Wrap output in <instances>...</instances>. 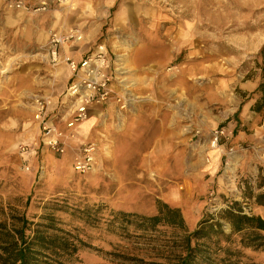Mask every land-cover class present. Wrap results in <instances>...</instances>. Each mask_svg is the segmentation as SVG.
Listing matches in <instances>:
<instances>
[{
  "label": "rangeland",
  "instance_id": "obj_1",
  "mask_svg": "<svg viewBox=\"0 0 264 264\" xmlns=\"http://www.w3.org/2000/svg\"><path fill=\"white\" fill-rule=\"evenodd\" d=\"M9 1L0 8V221L50 218L83 240L73 264H120L123 253L148 260L155 249L167 252L181 231L159 226L156 236L145 234L120 213L152 216L168 204L192 231L204 215L238 201L264 218L255 202L264 193V126H251L257 117L264 125V109H253L261 96L264 0H117L86 55L106 45L113 93L93 104L89 131L76 133L64 154L42 144L34 118L35 98L61 101L71 83L66 63L50 58L56 28L33 21L50 7L13 22ZM119 8L124 17L115 26ZM69 28L85 43V30ZM255 80V89L244 87ZM53 111L65 127L67 109ZM217 128L230 137L212 148ZM82 142L97 147L88 172L74 168ZM215 150L221 162L212 171ZM241 250L240 264H264V245Z\"/></svg>",
  "mask_w": 264,
  "mask_h": 264
},
{
  "label": "trees",
  "instance_id": "obj_2",
  "mask_svg": "<svg viewBox=\"0 0 264 264\" xmlns=\"http://www.w3.org/2000/svg\"><path fill=\"white\" fill-rule=\"evenodd\" d=\"M259 55L264 59V45ZM261 71L262 81L256 90L261 96L253 108L257 112L264 109V65ZM255 202L264 206V193L257 195ZM120 215L132 217V224L152 236L157 235L154 232L159 226L181 230L168 239L171 247L167 252L155 249L148 255L150 260L123 253L118 256L120 264H240L243 247L264 245V218L246 213L238 201L231 202L217 215H204L192 231L185 227L181 210L168 204H162L152 216ZM83 243L58 228L50 218L32 224L21 214L0 221V264H73L78 261Z\"/></svg>",
  "mask_w": 264,
  "mask_h": 264
},
{
  "label": "built area",
  "instance_id": "obj_3",
  "mask_svg": "<svg viewBox=\"0 0 264 264\" xmlns=\"http://www.w3.org/2000/svg\"><path fill=\"white\" fill-rule=\"evenodd\" d=\"M63 2L64 0H57ZM10 9L23 11L46 10L49 6L44 2L41 5L33 6L30 0H11L8 3ZM83 40V35L77 28H71L66 33L52 32L50 34L49 54L53 62H64L71 72L68 96L70 103L76 106L66 112L68 118L65 120V127H58L55 120L50 116L53 113L52 101L37 97L34 100V118L41 132V142L46 147L60 154H64L68 148L69 141L77 139V129L80 124L88 119L93 104H102L113 93V77L107 71V49L106 45L99 44L90 56L82 60H75L68 55L62 56L61 48L71 42ZM122 101V98L119 99ZM65 119V118H63ZM229 135L224 128L214 130L211 139V147L219 148L222 140H228ZM25 150V148H23ZM97 147L92 142L80 143L75 152L74 168L78 172H88L95 165Z\"/></svg>",
  "mask_w": 264,
  "mask_h": 264
},
{
  "label": "crops",
  "instance_id": "obj_4",
  "mask_svg": "<svg viewBox=\"0 0 264 264\" xmlns=\"http://www.w3.org/2000/svg\"><path fill=\"white\" fill-rule=\"evenodd\" d=\"M44 2L49 4V10L42 12L38 19L33 18L35 25L37 24L39 28L43 26L45 30H47L46 28H56L59 30H63L67 27L78 26L85 30V43L82 42L80 44L77 42H71L69 44H66L63 47V50H61L63 53L69 55L75 60H82L92 49L96 36L101 32L106 24L104 17L110 15V12L117 4V0H64L62 4L58 3L57 0H30L31 5H33L34 7L41 5ZM69 4H74L75 8L71 9L68 6ZM2 5V0H0V8H2ZM55 6H57L58 9ZM122 9L123 8H119L115 14V22H113L115 26H117V22L124 17V10ZM16 11L17 12H15V16L10 17L13 22H19L22 20L24 22L28 21V19L23 14H31V12H25L23 10ZM45 30L40 31L41 33L38 36L39 39L46 38L47 34ZM258 83L259 81L256 80L248 81L246 84H244V87L246 89H255ZM69 100H71V98L68 96V94H65L61 101L55 100L52 104V111L56 109L58 110L59 107L63 106L67 109V113L68 110L71 109V113L76 106H72ZM246 112L247 111L245 110V113ZM56 115L58 116V114ZM261 119L262 118L257 117V124H251L252 128H255L257 126L258 130H260V127L264 126L262 125ZM91 121H93V118H91ZM80 137L81 135L79 133V139ZM211 153L213 159L209 166V169L212 171H217L220 167L221 162L220 154L216 150L212 151ZM259 159V163H261L260 165L264 167V156H259Z\"/></svg>",
  "mask_w": 264,
  "mask_h": 264
},
{
  "label": "bare ground",
  "instance_id": "obj_5",
  "mask_svg": "<svg viewBox=\"0 0 264 264\" xmlns=\"http://www.w3.org/2000/svg\"><path fill=\"white\" fill-rule=\"evenodd\" d=\"M69 7H72L71 9H74L75 7H74V4H69L68 5ZM71 28H69V27H67V28H65V29H63V30H59V29H56L55 30V32H58V33H60V32H62V33H66V32H68L69 30H70ZM68 71H69V69H68ZM69 73V72H68ZM53 104V103H52ZM91 118L90 119H87V120H85L80 126H79V128L77 129V133H87L88 131H89V129H90V126H91Z\"/></svg>",
  "mask_w": 264,
  "mask_h": 264
}]
</instances>
